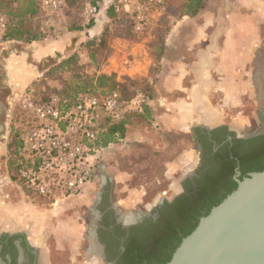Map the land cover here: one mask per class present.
Instances as JSON below:
<instances>
[{"label": "rangeland", "instance_id": "374dc122", "mask_svg": "<svg viewBox=\"0 0 264 264\" xmlns=\"http://www.w3.org/2000/svg\"><path fill=\"white\" fill-rule=\"evenodd\" d=\"M41 1L38 3V15L30 21L35 28L34 31L40 36L39 41L32 43L4 41L2 38L5 29H0V45L22 43V46L30 50L37 45L34 53L46 55L35 59L31 56L32 54L25 56L24 64H30L34 73L24 87L17 88L15 84L7 82L6 77L0 76V125L2 127L0 129V237L9 235L5 224L2 223L4 217H10L9 214L12 211L18 212V209L20 210L25 204L26 207L33 208L38 213V225L33 229L32 235L27 236L28 230L22 233L25 234V239L39 249L40 255L44 253L47 256V263L78 264L85 259L84 251L90 250L89 238L92 233L94 235V227L101 225L99 220L108 202H111L119 212V220L121 218L122 222L127 224L133 220V217L147 215L148 209L158 202V199L169 201L183 191L179 186L180 183L187 175H192L193 169L198 166L199 151L192 132L195 129L171 135L172 159H179L186 155L188 161L186 163L188 165L174 173L171 189L165 190L167 187L163 181L157 187L150 184L152 179L148 177L149 172H135L134 162L132 160L127 162L133 155L130 152L131 143L122 137L113 140L106 147H97L98 156L91 179L80 195L66 197L55 191L49 198H42L28 190L19 178V171L18 175L16 172V163L20 170L22 138L29 126V116L23 111L22 102L29 98L39 103L47 101L52 96L71 100L80 92L99 96H105L108 92H118L123 100L133 103H130V110L122 121H126L125 124L133 123L135 127L146 128V125L150 124V119L148 120V114L144 112L142 97L136 98L137 95H146L148 85L146 79L127 77L120 79L116 71L109 74L110 69L115 70L124 62L121 63L123 56L116 53L112 55L110 62L108 59L114 50L113 47L122 48L128 45L134 49L136 47L133 45L140 43L152 31L156 33L152 41L156 49L152 53L154 58L158 59V45L163 42L165 32L175 27L182 18L179 7L183 0H163V7L152 12L147 29L140 35L133 33L128 18L113 13L110 3L105 13V16L109 12L112 13V16L107 18L109 22L105 26L100 25L94 33L93 29L96 27L94 21L97 15L90 18L86 13L87 9L92 7L91 5L78 3L74 7L47 11L41 8ZM59 33L62 35H58ZM60 38L64 39L61 48L56 43ZM51 43L52 45H49ZM19 54L24 56L27 52L19 51ZM155 59L152 77L159 68ZM67 61L68 63L64 65ZM25 68L28 69L27 66ZM100 76L107 78L113 76V79L100 81ZM246 102V107L233 108L229 112L222 113L221 122L227 123L237 132L256 131L258 120L260 121L257 110L261 108H258L253 100L248 99ZM3 125L6 128L5 131H3ZM103 127L104 134L114 126H107L104 123ZM125 132L124 126V134ZM20 143L18 161L15 162V154ZM107 155L110 159L104 166ZM122 156L126 161L122 168L132 175L125 181L114 175L116 160ZM107 168L108 170L104 172ZM137 191L141 192L139 193L142 198L140 202H136ZM124 198L133 199L126 205H117V201L120 203ZM128 217L130 220L126 222L124 218ZM25 218L30 221L27 217ZM26 227L31 229V223L28 222ZM100 254L99 252L98 255ZM95 262L93 260V263Z\"/></svg>", "mask_w": 264, "mask_h": 264}, {"label": "crops", "instance_id": "0c3cea01", "mask_svg": "<svg viewBox=\"0 0 264 264\" xmlns=\"http://www.w3.org/2000/svg\"><path fill=\"white\" fill-rule=\"evenodd\" d=\"M110 1L101 3L94 33L100 25L109 22L110 15L105 16V13ZM155 35L152 31L133 45L134 49L128 45L122 48L112 45L114 50L108 62L116 53L123 56L121 63H124L108 73L116 71L120 79H146V95L136 98L142 97L150 124L146 128L125 124L123 139L131 143L133 153L127 162H134L136 173L149 172L150 184L157 187L163 181L167 190L173 186L174 173L188 165L186 155L172 159V134L185 133L214 120L221 122L222 113L246 107L248 99L258 108H264V0H207L195 16L182 15L177 25L165 32L163 42L158 45V59L152 53L156 49L152 43ZM56 43L61 48L64 39ZM22 45H0V76L17 88L26 86L34 73L30 64H24L25 56L32 54L34 59L46 56L34 53L37 45L31 50ZM19 51L27 54L23 56ZM154 59L159 68L152 77ZM108 157L105 156L104 166ZM118 158L114 175L125 181L132 175L122 168L126 162L124 157ZM137 192L136 202L142 199L141 192ZM132 199L124 198L120 203L117 201V205H126ZM37 214L24 204L18 212L12 211L10 217H4L2 223L9 235L27 230V234L32 235L38 225ZM28 222L31 229L26 227Z\"/></svg>", "mask_w": 264, "mask_h": 264}, {"label": "built area", "instance_id": "2783aa9c", "mask_svg": "<svg viewBox=\"0 0 264 264\" xmlns=\"http://www.w3.org/2000/svg\"><path fill=\"white\" fill-rule=\"evenodd\" d=\"M163 5V0L110 2L113 13L128 18L137 35L145 32L152 12ZM63 7V0L41 1V8L47 11ZM86 13L95 17L99 8L89 7ZM0 29H5L1 15ZM130 103L118 92L105 96L80 92L71 100L52 96L39 103L24 99L21 107L29 116V126L20 151L22 184L42 198H49L55 191L66 197L80 195L91 179L98 156L96 143L104 132V123L120 124Z\"/></svg>", "mask_w": 264, "mask_h": 264}, {"label": "trees", "instance_id": "16d2710c", "mask_svg": "<svg viewBox=\"0 0 264 264\" xmlns=\"http://www.w3.org/2000/svg\"><path fill=\"white\" fill-rule=\"evenodd\" d=\"M40 0H0V14L5 19L3 40L37 42L40 39L34 31L31 19L38 15ZM104 0H63L64 7H74L78 3L98 6ZM207 0H183L180 10L184 16H195L205 6ZM110 9V8H109ZM1 15V16H2ZM112 16V13L109 12ZM131 26V25H130ZM67 62L64 63L67 64ZM52 72V71H50ZM113 76H100L99 80L111 81ZM110 93V92H108ZM106 95V94H105ZM75 96V95H73ZM126 121L109 128L97 142L96 147H106L113 140L122 138ZM21 143L15 157L18 161ZM19 166L16 163L18 175ZM198 171L197 177L187 180L185 192L173 202H165L158 210L155 221L148 219L132 228V235L125 244V251L119 264H167L181 240L188 236L197 226L201 217L219 205L237 183L233 180L236 169L241 173L240 179L247 173L264 170V135L248 140L236 141L234 145L223 146L216 154V160L210 170Z\"/></svg>", "mask_w": 264, "mask_h": 264}, {"label": "water", "instance_id": "95a60500", "mask_svg": "<svg viewBox=\"0 0 264 264\" xmlns=\"http://www.w3.org/2000/svg\"><path fill=\"white\" fill-rule=\"evenodd\" d=\"M239 176L237 169L236 189L199 219L167 264H264V170Z\"/></svg>", "mask_w": 264, "mask_h": 264}, {"label": "flooded vegetation", "instance_id": "af4514ba", "mask_svg": "<svg viewBox=\"0 0 264 264\" xmlns=\"http://www.w3.org/2000/svg\"><path fill=\"white\" fill-rule=\"evenodd\" d=\"M257 113L259 114L260 121L258 120V128L253 132H237L235 128L227 123L218 122L216 120L210 124L203 125L209 130L204 129L202 125H199L194 128L195 130H192L195 134V143L201 148V153H198V166L193 169L194 172L192 175H187L180 183L179 186L182 187L183 191L179 193L176 198L185 192L184 184L186 181L196 178L198 171H200L203 166H205L202 170L203 172L210 170L216 160L217 152L223 146L227 144L234 145L236 141L248 140L256 136L264 135V108L257 110ZM0 129H2L1 125ZM248 174L250 173H247L245 177H247ZM165 202L168 203L167 200L161 199V201H159L158 199V202H155L151 208L148 209L149 212L147 210V215L143 217H133V220L127 224L122 222L121 218L119 220V212L113 207L111 202H108V205L104 208L99 220L101 225L99 224L94 227L95 240L100 246L99 248H101V254L100 256L95 257V255L91 254L89 250H85V259L78 262V264H119L125 251L126 241L132 235V228L142 224L148 219L155 221L158 218L157 209ZM134 222L136 223L134 224ZM0 256V264H50L46 262L47 256L44 253L40 255L39 249L33 247L28 239H25V234L2 235L0 237ZM40 258H43L44 261L41 262ZM93 260L96 262L93 263ZM55 264H59V262H56Z\"/></svg>", "mask_w": 264, "mask_h": 264}, {"label": "bare ground", "instance_id": "6f19581e", "mask_svg": "<svg viewBox=\"0 0 264 264\" xmlns=\"http://www.w3.org/2000/svg\"><path fill=\"white\" fill-rule=\"evenodd\" d=\"M129 216H130V215H129ZM124 219H125L126 222H128V221L130 220L129 217H128V218H124ZM130 221H131V220H130ZM130 221H129V222H130ZM89 240H90V250H89V251L91 252V254H94L95 257H96V256H99L98 254H99L101 248H99L100 246H99L98 243L96 242L93 233H92V236L89 238ZM94 255H93V256H94Z\"/></svg>", "mask_w": 264, "mask_h": 264}]
</instances>
